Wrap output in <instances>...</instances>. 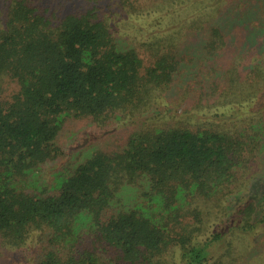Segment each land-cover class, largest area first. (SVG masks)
<instances>
[{
  "label": "trees",
  "instance_id": "trees-1",
  "mask_svg": "<svg viewBox=\"0 0 264 264\" xmlns=\"http://www.w3.org/2000/svg\"><path fill=\"white\" fill-rule=\"evenodd\" d=\"M0 264H264V0H0Z\"/></svg>",
  "mask_w": 264,
  "mask_h": 264
}]
</instances>
